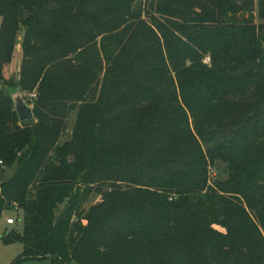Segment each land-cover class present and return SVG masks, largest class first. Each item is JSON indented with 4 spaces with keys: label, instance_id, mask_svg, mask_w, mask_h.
<instances>
[{
    "label": "trees",
    "instance_id": "trees-1",
    "mask_svg": "<svg viewBox=\"0 0 264 264\" xmlns=\"http://www.w3.org/2000/svg\"><path fill=\"white\" fill-rule=\"evenodd\" d=\"M0 19V217L22 218L1 239L24 245L17 262L264 264L247 212L264 229V0H0ZM212 225L250 244L222 248Z\"/></svg>",
    "mask_w": 264,
    "mask_h": 264
},
{
    "label": "rangeland",
    "instance_id": "rangeland-1",
    "mask_svg": "<svg viewBox=\"0 0 264 264\" xmlns=\"http://www.w3.org/2000/svg\"><path fill=\"white\" fill-rule=\"evenodd\" d=\"M257 22L259 23L260 20L257 19ZM0 25H1V19H0ZM22 38H23V32L19 31L16 34L15 42L13 44L14 45L13 61L11 64L7 65L3 69V76L6 79H10V80H12L13 78L14 81L16 82L19 81V73L21 69L22 56H23L22 49H21ZM205 62L210 63V59L207 58ZM0 89H1V86H0ZM34 96L35 95H33V97ZM30 100L31 99L27 101L28 105L31 104ZM75 122H76V114H72V116L69 118V123H68L69 127L64 136L63 141L70 139L73 133V127L75 125ZM4 171H6V177L11 176L12 171H9L6 169ZM210 171H211L212 180L209 182V185L214 189H217V187L214 184V179L216 177H220L222 180H227L229 177L228 171L226 170L224 165L223 166L219 165V167L217 168L211 167ZM145 189H148V188L146 187ZM102 198L103 197L99 194L92 195L89 201L84 206L86 211H89L90 208L98 206L101 203ZM175 198H177L175 195L171 196L170 202H173ZM247 212L249 213L250 217L257 225L258 230L260 231L262 237L264 238V229L260 225L257 219V216L249 208H247ZM8 219H14L15 223L13 225H8L7 224ZM21 220H22L21 212L15 209H5L1 214V217H0V264H52L51 259H44V260H39V261L31 260V261L17 262V259L23 254L24 245L21 243H17V242L13 244H5L2 241L1 237L4 235L5 232L12 231V230L21 231L22 229ZM212 229L215 232L219 233L220 235H223L226 237L229 236V231L226 227H222L219 225H212ZM198 232L199 230H196V231L194 230L192 231V234H195ZM214 237L215 236H212L211 240L214 239ZM249 239L250 237L248 234L245 236H241L240 234L235 235L231 233L229 238L227 240H224L221 247L224 248L227 246L230 250H233V252H235L239 244H241L243 247H246L247 245H249L250 244ZM190 244H192L191 240H190Z\"/></svg>",
    "mask_w": 264,
    "mask_h": 264
},
{
    "label": "water",
    "instance_id": "water-1",
    "mask_svg": "<svg viewBox=\"0 0 264 264\" xmlns=\"http://www.w3.org/2000/svg\"><path fill=\"white\" fill-rule=\"evenodd\" d=\"M15 108L19 116L20 122H29L35 118L34 104L28 105L21 89L12 92Z\"/></svg>",
    "mask_w": 264,
    "mask_h": 264
},
{
    "label": "built area",
    "instance_id": "built-area-1",
    "mask_svg": "<svg viewBox=\"0 0 264 264\" xmlns=\"http://www.w3.org/2000/svg\"><path fill=\"white\" fill-rule=\"evenodd\" d=\"M15 223L14 219H8L7 224L8 225H13Z\"/></svg>",
    "mask_w": 264,
    "mask_h": 264
}]
</instances>
